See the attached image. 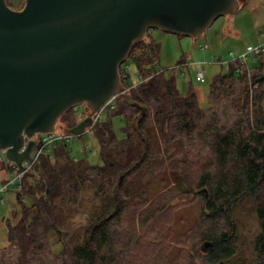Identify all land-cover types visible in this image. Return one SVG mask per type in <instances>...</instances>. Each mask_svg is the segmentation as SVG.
I'll return each mask as SVG.
<instances>
[{"label":"trees","instance_id":"1","mask_svg":"<svg viewBox=\"0 0 264 264\" xmlns=\"http://www.w3.org/2000/svg\"><path fill=\"white\" fill-rule=\"evenodd\" d=\"M144 39L120 65L127 92L89 129L101 164L71 158L67 142L52 159L43 156L16 193L20 209L6 219L0 264H264V55L254 61L251 83L232 63L215 75L202 108L191 86L182 95L174 77L156 68V47ZM127 61L136 84L128 82ZM113 117L123 120L121 138ZM58 122L66 134L80 120L71 109ZM167 171L177 175L175 188L149 195L146 179ZM88 193L97 208L74 224ZM188 196L198 200V217L175 235L171 223L158 221ZM245 199L257 224L250 259L240 249L235 210Z\"/></svg>","mask_w":264,"mask_h":264},{"label":"water","instance_id":"2","mask_svg":"<svg viewBox=\"0 0 264 264\" xmlns=\"http://www.w3.org/2000/svg\"><path fill=\"white\" fill-rule=\"evenodd\" d=\"M240 0H24L13 10L0 0V154L21 173L35 138L54 132L67 111L91 115L127 89L120 65L150 29L199 38L219 17L235 14ZM138 106L137 104H132ZM144 111V110H142Z\"/></svg>","mask_w":264,"mask_h":264},{"label":"rangeland","instance_id":"3","mask_svg":"<svg viewBox=\"0 0 264 264\" xmlns=\"http://www.w3.org/2000/svg\"><path fill=\"white\" fill-rule=\"evenodd\" d=\"M10 6L13 10L17 7L20 8L22 7V0H10ZM263 30L264 0H240L235 14L217 18L199 38L179 37L157 29H150L144 40L148 42L150 38L153 46L156 47V68L164 70L166 77H174L176 87L182 95H186L188 86H191L197 100L202 103V92L206 95L212 78L219 73H226V68L216 64V61L219 58L221 60L230 59L228 57L230 52L237 56L246 51L247 48L258 42L259 33ZM204 45L207 46V49L200 50V46ZM248 61L253 66L256 64L250 58ZM126 63L129 67L128 82L136 84L139 78L136 76L135 67L129 61ZM198 63L205 64L199 67ZM199 69L204 70L203 80L197 78L196 73ZM196 89L198 90L196 91ZM201 106L206 107V105ZM262 110L264 111V97ZM73 112L79 119V115L84 112V106L74 108ZM101 117L102 120H105L106 112H102ZM112 125L116 136L121 138V128L124 125L121 117H113ZM54 132L55 134L64 133L60 122L56 123ZM66 151L71 158L85 159L92 165L101 164L98 155V144L90 130H86L82 135L69 140ZM2 158L3 156L0 154V159L2 160ZM32 173L35 174L34 169ZM176 179L177 175L168 171L165 173L155 172L149 175L146 179V183L149 185V195L157 197L170 188L174 189ZM16 193L17 186H12L7 193L5 192L3 196L5 202L0 203V220L9 218L13 211H19L20 206L16 201ZM90 195V193L85 195L87 197L86 201L74 216L72 223H84L96 210L97 202L89 201ZM189 200L190 197H186L184 207L169 212L158 222L171 223L175 235H178L177 231L182 233L185 229H189L197 219L199 212L198 200L194 199L191 202ZM177 202L178 200L175 203ZM25 203H27L26 198ZM235 210L240 234V249L243 255L250 259L252 257L251 243L257 230L255 216L247 199L243 200ZM1 233L0 245L6 243L4 234ZM48 236L54 251L62 250V244L57 243V235L52 229L49 230Z\"/></svg>","mask_w":264,"mask_h":264},{"label":"built area","instance_id":"4","mask_svg":"<svg viewBox=\"0 0 264 264\" xmlns=\"http://www.w3.org/2000/svg\"><path fill=\"white\" fill-rule=\"evenodd\" d=\"M207 49V46H200V50L204 51ZM264 55V30L259 33L258 36V42L248 48L246 51L238 54L235 56L232 52L228 54V57L230 59L228 60H221L220 58L216 61V64H218L221 67H227L229 64H235V72L238 75H244L247 79L250 78L254 72V66L251 65L248 61L250 58L252 61H255L259 56ZM205 63H198V66H202ZM124 69L126 72L129 74V67L124 66ZM197 78L199 80L204 79V70L199 69L196 73ZM255 87H252L250 85V93H252V89ZM104 110V109H103ZM103 110L91 115V120H92V126L93 127L95 124L99 123L102 120V112ZM73 136L70 134H55V132L48 134V135H40V137H36V146L34 151L31 153V162H24L23 166L25 167V170L28 172H31L34 168V166L38 165L40 163V159L43 156H48L50 159H52V151L54 148H56L60 143L62 142H68L69 140L72 139ZM3 156V154H1ZM5 164L9 166V177L8 179L0 185V201H2V197L5 194L9 188L12 186H17V191L20 189V184H21V173H17L16 170L17 168L7 162L4 159V156L2 160L0 159V166L2 164Z\"/></svg>","mask_w":264,"mask_h":264},{"label":"crops","instance_id":"5","mask_svg":"<svg viewBox=\"0 0 264 264\" xmlns=\"http://www.w3.org/2000/svg\"><path fill=\"white\" fill-rule=\"evenodd\" d=\"M250 48V47H249ZM248 49V48H247ZM246 49V50H247ZM198 89H196L197 91ZM202 103H200V101H198L201 105H206V101H205V93L202 92ZM202 108H205V107H202ZM88 116V112L87 110L84 108V112L81 113V115H79V120H84L86 117ZM81 117V118H80ZM9 166L7 165H1L0 166V185L3 184L9 177ZM8 192V190L6 191V193ZM4 196V195H3ZM4 199L2 197V201H0V203H4ZM5 222H6V219H1L0 220V232H2L4 234V237H5V241L6 243H3L2 245H0V248H4L7 246V240H6V233H7V229H6V226H5ZM1 233V234H2Z\"/></svg>","mask_w":264,"mask_h":264}]
</instances>
